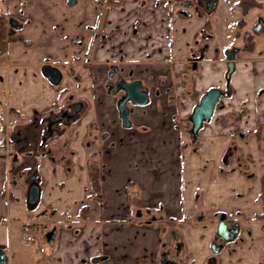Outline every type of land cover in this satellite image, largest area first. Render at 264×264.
I'll return each mask as SVG.
<instances>
[{"label": "crops", "instance_id": "obj_1", "mask_svg": "<svg viewBox=\"0 0 264 264\" xmlns=\"http://www.w3.org/2000/svg\"><path fill=\"white\" fill-rule=\"evenodd\" d=\"M235 1L203 8L200 0H120L105 8L100 0H0L12 38L0 60V142L7 128L14 144L0 157L4 264H91L99 255L102 264H137L142 253L160 264L166 222L182 224L183 264H203L222 215L238 231L215 264H264V220L254 219L264 209V0L245 15ZM231 48L238 52L227 82ZM46 65L60 72L57 83ZM111 65L132 71L147 92L129 126L106 88ZM210 87L229 95L194 138L189 117ZM8 112L17 124L4 125ZM95 166L106 179L90 197L97 205L85 204ZM33 174L39 198L29 208ZM151 214L157 219L146 224ZM27 222L54 230L43 254L20 239Z\"/></svg>", "mask_w": 264, "mask_h": 264}, {"label": "water", "instance_id": "obj_2", "mask_svg": "<svg viewBox=\"0 0 264 264\" xmlns=\"http://www.w3.org/2000/svg\"><path fill=\"white\" fill-rule=\"evenodd\" d=\"M259 28H256L258 30ZM237 52L236 48L231 49L230 51L225 52L227 59V71L225 73V78L228 80L231 72L234 68V54ZM46 77L52 82L57 83L61 77L60 72L53 67L46 65L43 69ZM123 88L126 91V99L120 102L119 117L122 120L123 126H129L128 121V108L125 106L127 100H131V103L134 105H143L147 102V94L140 91L139 82H134L132 84H124ZM221 91L216 87H211L207 92L201 96L199 103L193 108V112L190 116L191 122V131L190 134L192 137H196L199 129L201 128L204 122L210 120L212 113L218 103ZM75 111L79 110V105L74 106ZM39 198V187L37 185V175L33 174L30 178V185L27 192V206L29 208H34ZM237 225H234L232 228H228L223 218L220 219L216 227V234L219 237H222L225 241H231L237 234ZM54 236L53 231L47 234L48 239H52ZM7 262V257L3 250H0V264Z\"/></svg>", "mask_w": 264, "mask_h": 264}, {"label": "flooded vegetation", "instance_id": "obj_3", "mask_svg": "<svg viewBox=\"0 0 264 264\" xmlns=\"http://www.w3.org/2000/svg\"><path fill=\"white\" fill-rule=\"evenodd\" d=\"M200 3H201V5H202V7L203 8H206V7H208L209 8V5H211L212 4V0H200ZM211 3V4H210ZM103 6V5H102ZM207 8V9H208ZM243 13V12H242ZM244 14V13H243ZM246 14V13H245ZM244 14V15H245ZM242 19V18H241ZM240 20V19H239ZM256 27L255 28H260L261 27V25H260V21L259 22H257L256 23V25H255ZM247 38H248V40L249 39H251L252 37H248L247 36ZM247 40V41H248ZM247 41H246V45H247ZM251 41H252V39H251ZM231 49H233V48H231ZM230 49V50H231ZM237 49V48H236ZM230 50H227V51H230ZM226 51V52H227ZM237 52H238V49H237ZM236 53V52H235ZM199 56H200V58H201V53L199 54ZM226 56V55H225ZM199 58V59H200ZM227 60V59H226ZM234 60H235V54H234ZM234 60H233V63H234ZM197 61H198V59H196V57H194L193 59H192V62H191V65H190V68L192 69V70H195L196 68H197ZM234 69V68H233ZM232 73V72H231ZM131 75H132V71H125V70H123V69H120V67L119 66H117V65H111L110 67H109V70H108V74H107V81H106V88H107V91H108V93H110V94H112V95H114L115 97H116V109H117V111H118V113H119V109H118V106H119V104H120V102L121 101H123L124 99H126V91H125V89L123 88V85L124 84H132V83H134V82H139V81H137V80H134L133 78H131ZM230 76H231V74H230ZM229 79H230V77L228 78V80H226L227 82H229ZM139 84H140V91H142V92H145L146 94H147V92L145 91V89L143 90V88H142V84H141V82H139ZM211 88V87H210ZM217 88V87H216ZM209 89V88H208ZM207 89V90H208ZM207 90H206V92H207ZM220 91H221V93H220V97H219V99L221 98V97H224V96H228L229 95V90H228V88L226 87L225 89H223V90H221V89H219ZM205 92V93H206ZM204 93V94H205ZM203 94V95H204ZM202 96V95H201ZM201 98V97H200ZM200 98H199V100H200ZM147 101H148V96H147ZM218 102H219V100H218ZM176 103V104H175ZM174 103V106L176 107L177 106V104H178V102L176 101ZM198 103H199V101H198ZM197 103V104H198ZM196 104V105H197ZM218 104V103H217ZM217 104H216V106H217ZM179 105V104H178ZM195 105V106H196ZM125 106L128 108V115H129V113L131 112V107H138V106H140V105H134V104H132L131 103V100H127L126 102H125ZM194 106V107H195ZM193 107V108H194ZM216 108V107H215ZM192 112H193V109H192V111H191V114H192ZM191 114H190V116H191ZM189 121H190V117H189ZM190 124H191V122H190ZM190 131H191V127H190ZM189 131V132H190ZM190 134V133H189ZM192 136V135H191ZM195 138V137H194ZM148 211H150V209L148 210ZM135 216L136 217H141V212H140V209H137V211L135 212ZM221 218H223V220H224V222L226 223V221H225V217L222 215L221 217H220V219ZM157 219V217L154 215V214H151V216H149L146 220H145V223L146 224H150L152 221H154V220H156ZM257 220H259V219H257ZM220 221V220H219ZM226 225H227V227L228 228H232V227H234V225L232 224H228V223H226ZM217 227V226H216ZM176 238V239H175ZM175 238H173V241L175 242V245H177V242H178V240H179V237H175ZM235 238V237H234ZM234 238H233V240H234ZM233 240H231V241H233ZM228 242H230V240L229 241H225L222 237H219L217 234H216V230L214 231V234H213V238H212V240L210 241V243H211V245L209 246V244H208V249H209V251H210V255L208 256V258H207V262H206V264H215L216 263V255H218V253L222 250V248L224 247V245L226 244V243H228ZM162 247H163V252L161 253V260H160V264H178V262L177 261H174L172 258H168L167 257V255H168V251L166 252V250H169V249H167V247H169V244H167V243H163V245H162ZM179 248H180V245L178 246V248H177V250L176 251H178L179 250ZM106 260V257H105V255H99V256H95V257H92L91 258V260H90V263L91 264H102L104 261ZM180 263L179 264H183V261H179Z\"/></svg>", "mask_w": 264, "mask_h": 264}, {"label": "rangeland", "instance_id": "obj_4", "mask_svg": "<svg viewBox=\"0 0 264 264\" xmlns=\"http://www.w3.org/2000/svg\"><path fill=\"white\" fill-rule=\"evenodd\" d=\"M201 38L204 39V34L203 33L201 34ZM94 152H98V150H96ZM89 153H87V157H88L87 159H88V161H98L97 159L99 158V156L97 157L96 154H91V152H89ZM93 168L99 169L100 173L104 174L103 175L104 176V180L106 179V175H105L104 171L102 170V167L101 166H95ZM93 168H91V169H93ZM92 195L93 194H92V192H91V190L89 188V192L87 193L86 198H85V204L97 205V201H95V200L90 201V197ZM95 196H97V195H95ZM101 198H102V201L103 202L105 201V203H107V198L105 196L104 197H101ZM142 217H144V214L142 215ZM131 218H132L131 219L132 221L135 220L134 210L131 213ZM165 224L166 225H164V228H163L164 232L162 233V236L161 237L164 239V242L165 243L169 244V247H167V249H169V250H166V252L168 251L167 257L168 258H172L174 261H177L178 264H179L180 263L179 261H183L185 259L184 234H182V231L183 230H181L182 229L181 228L182 224L176 225V224H170V223H167V222ZM151 230L154 233H157L158 232V231H155L156 229H154V228L153 229L151 228ZM151 230H150V232H151ZM124 233H125L124 231H122V232L119 231V234L120 235H123ZM175 237H179V240L177 242V245H175V242L173 241V238H175ZM208 244H209V246L211 245V243H208ZM179 245H180V248H179L178 251H176ZM199 245L200 244H198V246ZM159 258H160L159 260L162 259L161 256ZM140 259H141L140 262L137 263V264H147L146 263V260L148 259L147 253H142L141 256H140ZM206 262H207V260L205 259L203 264H206Z\"/></svg>", "mask_w": 264, "mask_h": 264}, {"label": "built area", "instance_id": "obj_5", "mask_svg": "<svg viewBox=\"0 0 264 264\" xmlns=\"http://www.w3.org/2000/svg\"><path fill=\"white\" fill-rule=\"evenodd\" d=\"M119 0H102L104 5L117 3ZM5 125H13L18 123V115L14 112L8 113L5 116ZM13 143L9 140L8 132L6 131L4 141L0 144V156L9 157L13 152ZM46 230L42 229L37 223H23L20 225V238L26 245H35L39 253H44V244L48 241L45 238Z\"/></svg>", "mask_w": 264, "mask_h": 264}, {"label": "trees", "instance_id": "obj_6", "mask_svg": "<svg viewBox=\"0 0 264 264\" xmlns=\"http://www.w3.org/2000/svg\"><path fill=\"white\" fill-rule=\"evenodd\" d=\"M234 7L241 8L242 12L245 14L247 13L251 8L258 6V3L256 0H236L234 2ZM237 24L239 27H241L244 24L243 19H240L237 21ZM12 38H7V22L4 16H0V60L1 56L4 54L6 49V42ZM248 46L246 48H250V45H252V41H247ZM104 174L100 173L99 169L93 168L90 170L88 174L89 179V188L92 192V194L98 195L101 192V184L104 181ZM92 195V196H93ZM261 195L264 197V175L261 177ZM254 219L264 220V209L261 213L255 214Z\"/></svg>", "mask_w": 264, "mask_h": 264}]
</instances>
